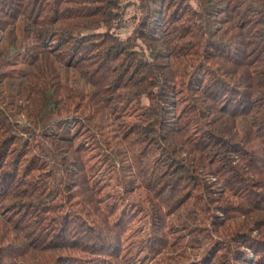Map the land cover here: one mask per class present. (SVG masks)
<instances>
[{
  "label": "trees",
  "instance_id": "16d2710c",
  "mask_svg": "<svg viewBox=\"0 0 264 264\" xmlns=\"http://www.w3.org/2000/svg\"><path fill=\"white\" fill-rule=\"evenodd\" d=\"M0 264H264V0H0Z\"/></svg>",
  "mask_w": 264,
  "mask_h": 264
},
{
  "label": "rangeland",
  "instance_id": "374dc122",
  "mask_svg": "<svg viewBox=\"0 0 264 264\" xmlns=\"http://www.w3.org/2000/svg\"><path fill=\"white\" fill-rule=\"evenodd\" d=\"M133 14H134V8L133 7H130L128 9V15H127V17L130 18ZM128 24H129V27L128 28L120 31V34L123 37L127 36L132 31L131 21H129Z\"/></svg>",
  "mask_w": 264,
  "mask_h": 264
}]
</instances>
